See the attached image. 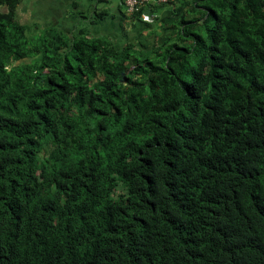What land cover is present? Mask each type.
Wrapping results in <instances>:
<instances>
[{
  "label": "trees",
  "instance_id": "1",
  "mask_svg": "<svg viewBox=\"0 0 264 264\" xmlns=\"http://www.w3.org/2000/svg\"><path fill=\"white\" fill-rule=\"evenodd\" d=\"M171 3L147 50L0 0V264H264V0Z\"/></svg>",
  "mask_w": 264,
  "mask_h": 264
},
{
  "label": "crops",
  "instance_id": "2",
  "mask_svg": "<svg viewBox=\"0 0 264 264\" xmlns=\"http://www.w3.org/2000/svg\"><path fill=\"white\" fill-rule=\"evenodd\" d=\"M16 16L29 28L58 29L70 37L82 30L111 40L117 48L127 43L152 50L171 40L175 27L172 3L157 8L158 19L148 24L130 14L124 0H16ZM150 11H146L149 13Z\"/></svg>",
  "mask_w": 264,
  "mask_h": 264
},
{
  "label": "built area",
  "instance_id": "3",
  "mask_svg": "<svg viewBox=\"0 0 264 264\" xmlns=\"http://www.w3.org/2000/svg\"><path fill=\"white\" fill-rule=\"evenodd\" d=\"M175 0H124V5L127 11L130 14L140 12L143 8L146 6L152 5L153 7L155 5H161L165 3H171ZM158 16V13L151 12H140V18L146 23H152L155 21L156 17Z\"/></svg>",
  "mask_w": 264,
  "mask_h": 264
}]
</instances>
